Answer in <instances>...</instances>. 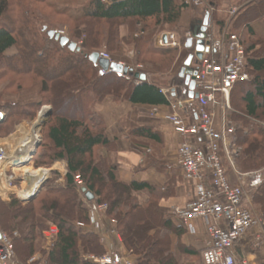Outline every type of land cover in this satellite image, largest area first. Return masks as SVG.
<instances>
[{"label":"trees","instance_id":"trees-1","mask_svg":"<svg viewBox=\"0 0 264 264\" xmlns=\"http://www.w3.org/2000/svg\"><path fill=\"white\" fill-rule=\"evenodd\" d=\"M182 1L83 0L84 4L64 3L59 6L60 12L57 9V14L65 18L64 26L71 31L70 38L74 40L78 30L86 36L85 45L77 52L50 38L49 32L55 27L51 17L39 10H27L24 2L17 6L28 16L21 18L25 32L4 26L6 16L12 14V0H0V72L22 80L41 81L43 104L53 107L40 147L43 152L40 158L35 156L36 166H51L59 161L67 164L65 186H50L45 195L42 193V197L39 195L29 204L17 198L10 203L0 199V229L12 237L19 233L14 243L20 264H28L43 249L44 233L51 225H56L60 234L54 249L47 254L45 264H96L87 257H101L106 251L100 237L84 229L91 224L86 203L94 208L108 206L107 215L116 220L124 246L129 255L136 258V264H205L202 251L182 244L180 239L187 229L172 220L171 209L160 205L164 198L161 190L148 182L126 184L121 181L120 165L111 158L112 154H117V142L108 138L105 121L97 111V106L108 98L116 103L170 106V100L162 93L166 86L161 82V75L169 71L179 51L159 50L154 40L166 31L184 34L192 26H198L205 15L204 9L192 25L185 26L183 17L189 7ZM41 3L49 4L50 0ZM192 3V12L200 10L197 0ZM214 7L218 9L217 2ZM263 18L264 0H255L231 21V33L239 36L245 48L251 77L248 82L235 86L230 114L237 125L232 138L241 149L235 165L245 173L264 170V38L258 37L252 26ZM217 20L222 29L229 23L228 17L218 15ZM122 26L128 27V35L123 38L120 34ZM46 27L49 31H44ZM251 39L254 41L250 42ZM123 42L135 53V64L145 67L141 72H152L151 82L137 84L131 77L102 73L101 68L91 62V55L101 54L103 50L114 54ZM13 49L17 54L9 57ZM23 63L27 67H19ZM61 65L64 70L59 77L43 72L45 67ZM2 77L0 74V79ZM4 107L2 109L9 115L0 122V131L15 118L35 119L43 106L41 102L23 105L8 101ZM193 119L196 120L195 114ZM129 138L143 141L150 147H161L163 143L162 133L150 126L129 130ZM226 170L229 175L233 168L228 165ZM76 176L83 180L81 188L76 183ZM83 188L95 195L93 201L87 200ZM250 192L253 202L264 213V183ZM142 193L149 199L144 203L139 200ZM173 236L179 237L174 248Z\"/></svg>","mask_w":264,"mask_h":264},{"label":"built area","instance_id":"built-area-1","mask_svg":"<svg viewBox=\"0 0 264 264\" xmlns=\"http://www.w3.org/2000/svg\"><path fill=\"white\" fill-rule=\"evenodd\" d=\"M55 32L59 36L64 35ZM157 46L162 49H181L182 44L176 34L168 33L157 39ZM205 48L202 59L193 60L196 61L193 68L196 72L195 93L198 98L191 99L187 89L179 98H172V91H162L170 100L171 110L163 119L176 134L184 138L178 147V166L185 181L192 184L195 190V199L185 207L172 208L171 218L191 233L196 231L195 222L205 221L208 238L203 253L205 264H238L237 249L249 234H252L254 248H264V217L257 215L245 203L249 192L263 185L264 170L250 173L236 170L235 158L239 150L232 141L236 124L230 116L233 110L231 95L235 86L248 82L251 77L247 68L246 51L240 38L227 31L219 37L211 17L207 26ZM101 57L113 61L108 54L101 53ZM193 105H196L195 109H191ZM45 113L46 108L40 112V120ZM194 114L196 120H193ZM34 132V129L30 133L19 131L0 140L1 198L15 195L21 201H27L33 195H25L32 176L24 170L31 168L36 145L41 141L39 130L36 135ZM227 162L237 174V185L231 184L229 180ZM76 183L79 188L83 186L80 176H76ZM107 210V205H100L92 210V214H106ZM93 221L96 223L95 218ZM111 224L112 235L121 241V236L115 229L116 221H111ZM97 232L105 240L107 232L100 227ZM59 234V228L52 225L45 233L46 253L32 257L28 264H44V257L54 249ZM18 236L15 233L12 237L1 230L0 264H20L14 243V238ZM88 260L96 264H136L130 256H119L112 252L101 257L89 256Z\"/></svg>","mask_w":264,"mask_h":264},{"label":"crops","instance_id":"crops-1","mask_svg":"<svg viewBox=\"0 0 264 264\" xmlns=\"http://www.w3.org/2000/svg\"><path fill=\"white\" fill-rule=\"evenodd\" d=\"M204 1L206 2V0H197L200 10L196 12L194 11L190 16V19L185 20L183 17V24L185 26H189L190 24L192 25L194 20L198 19L201 16V11L205 9V15L203 17V20L199 22L198 26H192L190 31H186L184 33V36L175 31H166L161 34H176L182 44L181 49H162L157 46V40L154 43L155 47L159 50H178L179 52L184 50L186 52H189L188 56L186 55L184 59V65L179 73V78L184 81L185 88L187 89L189 94L190 91L185 83V79L181 78L182 71L184 69L194 67V62H196L193 61L192 66L190 67V64H187L189 58L197 53L195 42L193 43V46L191 48L188 47L189 35H192L191 33L193 29L201 26V23L204 21L207 14H209V16L213 18L216 21V24L218 25V20L216 19L215 14L218 13L219 10L214 7V3L208 1L207 3H205V5ZM227 4L228 3L222 5L223 11H228ZM187 17L189 18V15H187ZM185 21H189V24L186 25L184 23ZM186 35L187 38H185L186 41L184 42L182 37H185ZM152 76L153 75H151V77ZM170 96H173L174 98V96H177V93H175V91H172V95ZM192 108L195 109L196 106L193 105L191 106V109ZM97 111L99 112V114H101L102 118L106 122L108 129V138L111 141L117 142L118 150L116 158L114 159L120 165L119 176L123 183L130 184L133 181H138L148 182L156 186L159 190L164 193V198L161 200L160 205L169 210L174 207H185L187 204H189L195 199L194 186L185 181L182 171L178 166V147L184 141V138L176 134L172 130V127L167 124L163 119L164 115L171 111L170 106L154 107L133 105L127 102L116 103L112 98H108L102 104L97 106ZM154 111H157V113L154 114ZM142 126H150L156 131L162 133L163 143L161 147H150L147 143L143 141H132L129 138V130ZM238 150L240 153L241 149L238 148ZM228 165L230 164H228L227 162L226 168ZM235 168L238 172L245 173L241 172L236 165ZM250 172L256 171H246V173ZM64 177L65 176L63 174V178ZM228 177L231 184L237 185L239 183L237 174L234 169L229 173ZM140 196H143V198L148 199V196L145 193L140 194ZM248 196L249 197L245 202L246 205L251 207L257 215L263 216L264 213L253 202L252 193L249 192ZM146 199L143 202H145ZM93 218H95L96 223L93 221ZM111 221H113V219H110L107 213H91V224L88 225L86 228L89 227L91 232L96 233L100 237L101 243L104 246L106 253L112 252L119 256H129V252L124 246L122 237L121 241H119L117 237L112 235L113 229L111 227L113 226L111 224ZM96 227H100L101 230L108 231V233H110L109 235H107L105 240H103L102 236L98 234ZM115 229L116 232L120 235L117 227H115ZM195 230V233H191L187 229L186 234L183 235L180 240L184 246L195 249L197 251H202V253H204L208 239L205 221L199 220L195 222ZM251 237L252 234H249V236L242 242V245L237 249L236 253L238 264H264V248H254ZM178 241L179 237L173 236V248L177 245ZM39 253L41 254V252H38L34 256H39ZM17 259L19 262L18 256ZM45 261L46 258H44L43 260L44 264Z\"/></svg>","mask_w":264,"mask_h":264},{"label":"rangeland","instance_id":"rangeland-1","mask_svg":"<svg viewBox=\"0 0 264 264\" xmlns=\"http://www.w3.org/2000/svg\"><path fill=\"white\" fill-rule=\"evenodd\" d=\"M42 1L43 0H23V1L22 0H12V8H11L12 14L10 16L9 15L6 16L5 20L7 21V23H6V21H3V25L4 26L6 25L7 28H9V29L13 28L12 31H16V32L21 31L22 33L25 32V29H24L25 23H22L21 18L26 19L28 16H25L24 11L20 10V6H17L18 3L20 5L21 2H24L25 8L27 10H30L31 12H35L36 10H39V11L43 12L44 14H46V16H50L52 22H54L53 23L55 26L54 31L60 32V33L64 34L62 36L68 37L70 40H72L73 38H70L71 37V31L69 30L68 27L64 26L65 25L64 22L66 21L65 18L59 16L57 13H58V10L60 12L59 6H61V5L64 6L65 5L64 3H70V4L77 5L76 4L77 2H81V4H84L83 0H50L49 4H43V3H41ZM208 1H210V0H206V2L204 1V4L207 3ZM254 1L255 0H216L217 4L219 5V7H218L219 12L215 14L216 19H217V14H218L220 16H223V18L228 17V21H229V23H227V25L224 27V29H222L216 24V21L212 18L213 22H215V24H216V30H217V34L219 35V37H221L225 31H227L228 33L232 32L231 31L232 19L236 18V15L238 13L240 14L242 10L247 8V6H249L250 2L253 3ZM259 1L260 0H257V2H259ZM182 2L185 4V6L189 7V9H187L184 13V15H185L184 19L188 20V19H190V16L193 13L192 8L194 6L192 3V0H183ZM216 2L214 1L213 3L216 4ZM225 3H228L227 4L228 5V7H227L228 11L227 12L225 10L223 11V8H222V5H224ZM52 5H55V6H52ZM234 10H236L235 14L233 13ZM187 15H189V18L187 17ZM184 23L186 25H188L189 21H185ZM252 26H253L257 36L264 38V18L262 20L258 21L256 24H253ZM47 30H48V28H47ZM76 32H77L75 35L76 38L74 40H72L71 42L76 43L78 45V47L82 50L83 46L85 45L86 36L84 34H82V31H80V30H78ZM120 32H121L120 34H121L122 38L124 36H127L128 35V27H126V26L120 27ZM162 33H164V32H162ZM162 33L157 35L154 42L160 37V35ZM231 34H233V33H231ZM182 35L184 36V34H182ZM182 38H184V39L187 38V35L185 37H182ZM252 41H254V39H251L250 42H252ZM102 53L108 54L109 56H111L112 59L117 60V61L123 63L124 65L134 69L135 72L140 73L141 71L145 70V67L142 64H135V62H134L135 53L133 51H130L126 47L124 42H123V44L119 45L118 51L116 53L111 54L106 50H103ZM16 54H17V50L13 49L11 52H9L8 56L13 57V55H16ZM188 54H189V52H186L184 50L179 52L176 56V60H175L174 64H172L169 71L161 75L162 76L161 78L163 79V80L161 79L162 80L161 82L163 85L166 86L165 89H167L169 91H175V93H177V98L181 97L183 95V93L186 91L184 81L179 78V73H180V71L184 65V59H185L186 55L188 56ZM140 66L142 67L141 69L139 68ZM19 67H22V68L27 67V64L23 63L22 65H19ZM15 68H16V65H15ZM63 70H64V65L63 66L61 65L57 68H52V67L50 69L49 68L47 69L46 67L43 68V72L46 75L57 76V77H59V75L63 72ZM146 73L148 74V80L147 81L151 82L152 72L146 71ZM0 74L1 75L3 74L2 79H0V108H1L0 109V122L3 121L5 118H7V116L9 115L5 109H2V108H5L4 107L5 103L8 101L21 103L23 105L38 104L39 102H41V104L43 106L40 109V111L38 112V114L36 115L35 119L29 120V119L15 118L14 120H12V122L10 124H7V126H5L4 128L1 129L0 140H5V139L9 138L10 136L14 135L15 133H17L19 131L24 132V130L25 131L27 130L26 132L30 133L33 129L38 127L39 133L41 134L40 135L41 141L39 142L40 146L38 148H36V155H35V156H37V159H38V158H40L41 152H43V150L40 147L43 144L45 127H46V124L50 121V118H51L52 113H53V107L51 105H49L48 103L43 104V100H45V98H44V95H42V83H41V81L35 82V80L26 79V78L22 80L19 77H15L13 74H8L5 76L4 71L0 72ZM169 78H171V79H169ZM15 79H17L16 82H15ZM18 79L21 80V82L18 81ZM135 82H136V80H135ZM231 97H232V95H231ZM44 108H46V113H45L44 117H42V119L40 120L39 114ZM49 112H51V114H48ZM141 115H143V114H141ZM44 120H45L46 124L42 125ZM105 124H106V122H105ZM111 158H113V159L116 158V154H112ZM36 160L34 157V160H33L32 164L30 165L31 169H35L34 171L43 170V171H45V174L48 176V179L46 178L47 181L41 187L42 188L40 191L41 194L39 193L40 196L38 195L39 198L43 196L42 193H44V195H45V191L50 186L52 188L65 186V177L63 178V174H64V176H66V174H67L66 162L59 161V162L54 163L51 166H43V167L39 168L36 166V164H37ZM78 192H79V194H82V192H80V191H78ZM38 196L36 197V199L38 198ZM16 198L22 203H25V204L30 203L28 201H26V202L21 201L15 195H13V196L11 195L10 197H3V198L0 197V199L5 203H10L13 199H16ZM145 199L146 198H143V196H139L140 202H143ZM148 200L149 199H146V201H148ZM86 205L90 211V218H91V213H92V210L94 209V207H92L88 203H86ZM10 218H12V217H10ZM100 226H101V224H100ZM117 226L118 225L116 222L115 227H117ZM49 227H52V225ZM111 228L113 229V227H111ZM84 229L91 231L89 227L84 228ZM96 229H98V228L96 227ZM111 230H110V232H111ZM106 232H107L106 235L110 234V233H108V231H106ZM44 237H45V243L42 244L43 246H41L43 249L39 251L43 255H44V253H46L45 247L47 244L45 233H44ZM48 253H50V252H48ZM16 255H17V253H16ZM129 256L132 257L134 260H136V258L134 256H132V255H129ZM44 258H47V254H46V257H44Z\"/></svg>","mask_w":264,"mask_h":264},{"label":"water","instance_id":"water-1","mask_svg":"<svg viewBox=\"0 0 264 264\" xmlns=\"http://www.w3.org/2000/svg\"><path fill=\"white\" fill-rule=\"evenodd\" d=\"M102 1L113 2V1H117V0H102ZM208 22H209V14L206 15V17H205L204 21L201 23L200 27H197V28L192 30V36L193 37H192V39H190L188 41V47L189 48H191L193 46L194 42L196 43V52H197L196 57L198 60L202 59L203 52L206 49L205 48V39H206ZM44 31H47V28H45ZM49 36H50V38L59 41L63 47L68 46L70 48V50H72V51H77V52L81 51V49L77 46V44L74 42H71L68 37H61L58 34H56L55 31L49 32ZM193 58H194L193 55L189 58V60L187 62L188 65L191 63ZM90 60L92 63H94L95 65H98L101 68L102 73L114 72V73H118L120 75L135 78L141 82H146L148 79L146 74L134 72L132 69L125 67L121 63L111 62L107 59H104L101 57V54H99V53H95V54L91 55ZM195 76H196V72L192 68L184 69L181 73V78L185 79V83L189 88V91H190L189 96L191 99L198 98V94L195 93V89H196ZM48 114H51V112H49ZM45 124H46V122L44 120L42 125H45ZM39 146H40V143H38L36 145V148H38ZM46 181H47V179H46ZM45 182H44V184H45ZM41 189L42 188H40L37 192H35L31 196V198L28 199L27 201L31 202L34 199H36V197L39 195ZM82 191H83V193H85L88 201H93L95 199V195L92 192L87 191V189H85V188H83ZM22 201L26 202V200H22ZM0 239H1V231H0Z\"/></svg>","mask_w":264,"mask_h":264},{"label":"bare ground","instance_id":"bare-ground-1","mask_svg":"<svg viewBox=\"0 0 264 264\" xmlns=\"http://www.w3.org/2000/svg\"><path fill=\"white\" fill-rule=\"evenodd\" d=\"M34 131H35L34 134L36 135L38 132V127L35 128ZM24 172L28 173L30 176H32V179L29 180L31 182L29 183V188L27 189V191H25V195L26 196L32 195L36 192V190H38L40 187H42V185L46 181L47 176L45 174V171H43V170L34 171L31 168H26L24 170Z\"/></svg>","mask_w":264,"mask_h":264}]
</instances>
